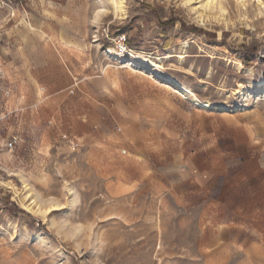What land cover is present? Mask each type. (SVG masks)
<instances>
[{
	"label": "rangeland",
	"instance_id": "rangeland-1",
	"mask_svg": "<svg viewBox=\"0 0 264 264\" xmlns=\"http://www.w3.org/2000/svg\"><path fill=\"white\" fill-rule=\"evenodd\" d=\"M201 4L0 0V264H264V0Z\"/></svg>",
	"mask_w": 264,
	"mask_h": 264
},
{
	"label": "bare ground",
	"instance_id": "bare-ground-1",
	"mask_svg": "<svg viewBox=\"0 0 264 264\" xmlns=\"http://www.w3.org/2000/svg\"><path fill=\"white\" fill-rule=\"evenodd\" d=\"M190 1H192V0H190ZM241 1L244 2L245 0H241ZM215 4H216V0H202V4H201L200 7L201 8L203 7L205 9L209 7L211 9L212 6H214ZM180 57H183V54H181ZM150 62H151L150 65L153 66L154 65V61L152 60ZM170 79H171L172 84H175L177 87H180L181 95L184 98L190 99L191 101L197 103L201 107H207L208 106V104L206 102H203V101L202 102H197L194 97H191L189 95L188 90L186 88L181 87V83H180V81L178 79H176L174 77H170ZM239 87H240V91H243V90H245L246 85L243 84V83H239Z\"/></svg>",
	"mask_w": 264,
	"mask_h": 264
},
{
	"label": "built area",
	"instance_id": "built-area-1",
	"mask_svg": "<svg viewBox=\"0 0 264 264\" xmlns=\"http://www.w3.org/2000/svg\"><path fill=\"white\" fill-rule=\"evenodd\" d=\"M124 47H126V45L124 44L125 43V40L122 41ZM17 141V137H14V139L12 140V143L16 142Z\"/></svg>",
	"mask_w": 264,
	"mask_h": 264
}]
</instances>
